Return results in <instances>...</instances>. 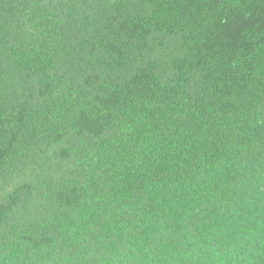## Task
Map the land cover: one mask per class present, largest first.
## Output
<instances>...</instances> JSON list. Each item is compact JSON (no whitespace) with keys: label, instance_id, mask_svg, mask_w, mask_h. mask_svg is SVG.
<instances>
[{"label":"trees","instance_id":"obj_1","mask_svg":"<svg viewBox=\"0 0 264 264\" xmlns=\"http://www.w3.org/2000/svg\"><path fill=\"white\" fill-rule=\"evenodd\" d=\"M0 264H264V0H0Z\"/></svg>","mask_w":264,"mask_h":264}]
</instances>
